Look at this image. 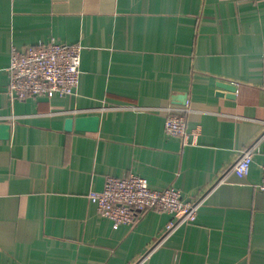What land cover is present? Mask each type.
<instances>
[{"label":"crops","instance_id":"crops-1","mask_svg":"<svg viewBox=\"0 0 264 264\" xmlns=\"http://www.w3.org/2000/svg\"><path fill=\"white\" fill-rule=\"evenodd\" d=\"M51 39L83 46L76 94L11 102L13 49ZM168 107L189 108L188 144ZM0 122V264H264V154L224 177L264 134V0H0ZM131 172L205 197L197 220L115 226L89 192Z\"/></svg>","mask_w":264,"mask_h":264},{"label":"built area","instance_id":"built-area-1","mask_svg":"<svg viewBox=\"0 0 264 264\" xmlns=\"http://www.w3.org/2000/svg\"><path fill=\"white\" fill-rule=\"evenodd\" d=\"M82 51L80 43L70 44L55 39L30 45L24 50L14 48L8 67L7 94L10 101L41 95L76 94L81 75ZM188 109L168 107L165 120L166 132L179 136L183 144H188L193 134L187 124ZM256 153L264 154V134L241 152L224 177L231 171L248 176ZM256 186L258 190L264 191V163L262 180ZM89 198L99 213L111 219L115 226L132 225L148 210L166 211L171 214L166 235L182 225L194 223L205 201V197L189 199L174 184L154 188L147 177L134 172L125 176L108 175L104 187L90 190Z\"/></svg>","mask_w":264,"mask_h":264},{"label":"water","instance_id":"water-1","mask_svg":"<svg viewBox=\"0 0 264 264\" xmlns=\"http://www.w3.org/2000/svg\"><path fill=\"white\" fill-rule=\"evenodd\" d=\"M219 86L231 91H236V86L233 83L223 82ZM100 115H82L70 117L67 119L66 128L71 130L75 127L77 130L96 131L99 127ZM11 135V124L9 122H0V138L7 139Z\"/></svg>","mask_w":264,"mask_h":264}]
</instances>
